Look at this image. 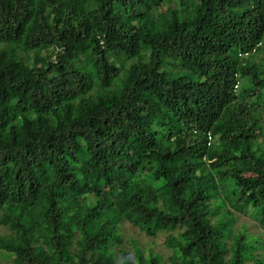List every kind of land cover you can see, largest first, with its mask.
I'll use <instances>...</instances> for the list:
<instances>
[{"label": "trees", "instance_id": "16d2710c", "mask_svg": "<svg viewBox=\"0 0 264 264\" xmlns=\"http://www.w3.org/2000/svg\"><path fill=\"white\" fill-rule=\"evenodd\" d=\"M238 215L264 233V0H0V264H264Z\"/></svg>", "mask_w": 264, "mask_h": 264}, {"label": "rangeland", "instance_id": "374dc122", "mask_svg": "<svg viewBox=\"0 0 264 264\" xmlns=\"http://www.w3.org/2000/svg\"><path fill=\"white\" fill-rule=\"evenodd\" d=\"M239 220L234 225L235 228H239L240 224L247 223L248 231L251 235H259L263 233V230L261 227L251 218L247 217L246 215H238ZM3 231L2 228H0V233ZM122 234H123V243L121 245V248L123 250L129 251L130 254L132 251V247L140 248L144 253H146L148 250H152L153 252L157 253L160 252L164 255V257L167 256L168 251L163 248L161 245L162 241V234L159 235V237L152 239L149 237H146L143 233H141L137 228L132 227L128 223L124 222L122 224ZM264 238V236H263Z\"/></svg>", "mask_w": 264, "mask_h": 264}, {"label": "built area", "instance_id": "2783aa9c", "mask_svg": "<svg viewBox=\"0 0 264 264\" xmlns=\"http://www.w3.org/2000/svg\"><path fill=\"white\" fill-rule=\"evenodd\" d=\"M207 139H208V146L210 145V141H211V136L208 134L207 136Z\"/></svg>", "mask_w": 264, "mask_h": 264}]
</instances>
